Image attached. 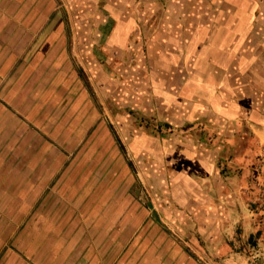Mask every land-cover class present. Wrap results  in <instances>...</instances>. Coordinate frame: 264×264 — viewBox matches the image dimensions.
Instances as JSON below:
<instances>
[{
	"label": "crops",
	"instance_id": "0c3cea01",
	"mask_svg": "<svg viewBox=\"0 0 264 264\" xmlns=\"http://www.w3.org/2000/svg\"><path fill=\"white\" fill-rule=\"evenodd\" d=\"M98 1L87 43L73 51L88 55L90 89L105 101L116 91L108 117L119 127L107 124L74 63L57 59L55 77L33 85L38 92L8 98L9 122L16 123L8 148L26 149L34 134L55 145L47 148L51 158L39 154L19 175L17 196L24 209L33 203L55 212L50 226H39L55 230L56 264H123L130 257L171 264V239L164 245L159 231L143 233L147 211L134 197L137 177L114 155L126 151L137 163L150 158L159 169L167 164L162 175L171 176L176 209L202 182H220L222 195L243 194L264 146V0H105L97 10ZM102 21L122 26L106 29ZM81 150L91 153L81 158ZM8 167L10 183V174L22 172L16 162Z\"/></svg>",
	"mask_w": 264,
	"mask_h": 264
},
{
	"label": "rangeland",
	"instance_id": "374dc122",
	"mask_svg": "<svg viewBox=\"0 0 264 264\" xmlns=\"http://www.w3.org/2000/svg\"><path fill=\"white\" fill-rule=\"evenodd\" d=\"M89 1L90 4L88 0H0V264H56L57 256L52 233L55 230L39 226L43 222L50 226L55 212L37 209L33 203L31 209H24V198L17 196L24 185L19 175H24L28 167L32 168L31 163H36L39 154L51 158L47 148L53 149L55 145L46 135H41L44 142L34 134L26 149L8 148L9 134L16 124L9 122L13 112L9 96L18 99L24 89L29 94L38 92L41 86L33 85L45 76L55 77L54 62L66 56L67 61L74 63L76 74L89 95L96 97L97 108L107 113V124L113 130L119 127L116 119L108 117L109 111L116 107L113 99L116 91H113L112 101H105L93 86L90 89L93 74L88 67V55L73 51L76 46L83 47L87 43L84 32L92 28L95 2ZM104 3L105 0L98 1L95 8H106ZM101 23L103 26L104 22ZM119 24L104 23V28L115 29ZM51 31L56 32V36ZM100 62H104L103 58ZM163 127L160 125V132ZM80 153L79 157L83 158L91 152L81 150ZM114 156L132 165L137 177L134 197L147 211L143 233L150 236L159 231L156 237L161 242L163 238L171 239V264H264V146L256 150L249 166L250 178L243 183V194L234 196L225 191L222 195L220 182H202L201 188L194 187L193 196L182 209L173 205L171 176L162 175L168 170L167 164L159 169L150 164V158L137 163L121 150ZM15 162V170L20 169L23 174H10L12 182L9 183L8 164ZM228 170L230 168H224ZM240 170L242 172L243 168ZM190 171L196 173L197 169L193 166ZM30 184L35 185L32 181ZM55 187L53 183L51 188L45 189L41 202L47 201ZM10 193L15 197H9ZM78 212L80 209L76 216ZM47 231L52 235L46 238ZM167 243V240L162 242ZM128 260L122 263L138 264L135 258Z\"/></svg>",
	"mask_w": 264,
	"mask_h": 264
}]
</instances>
